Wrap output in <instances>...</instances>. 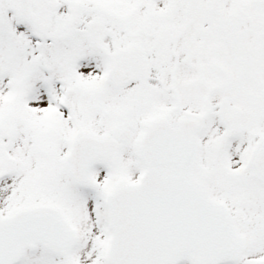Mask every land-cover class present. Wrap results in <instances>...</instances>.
I'll use <instances>...</instances> for the list:
<instances>
[{
  "label": "snow or ice",
  "instance_id": "snow-or-ice-1",
  "mask_svg": "<svg viewBox=\"0 0 264 264\" xmlns=\"http://www.w3.org/2000/svg\"><path fill=\"white\" fill-rule=\"evenodd\" d=\"M0 264H264V0H0Z\"/></svg>",
  "mask_w": 264,
  "mask_h": 264
}]
</instances>
